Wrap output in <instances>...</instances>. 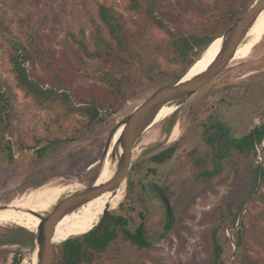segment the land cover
Returning a JSON list of instances; mask_svg holds the SVG:
<instances>
[{"label":"rangeland","instance_id":"rangeland-1","mask_svg":"<svg viewBox=\"0 0 264 264\" xmlns=\"http://www.w3.org/2000/svg\"><path fill=\"white\" fill-rule=\"evenodd\" d=\"M228 1L235 2L246 13L257 0ZM216 4L218 0H165L163 8L174 14L186 29L196 31L203 24L202 15L216 8ZM102 5L120 12L132 33L143 22L140 15L128 10L129 0H0V16L8 29L0 31V44L5 46L0 48V77L18 95V119L14 122L16 135L12 141L22 140L28 147H34L38 139L43 142L53 138L70 139L49 148L43 157H39L38 149L18 150L16 143L13 161L6 154H0V208L10 204L8 210H28L33 217H36L35 213L47 216L62 198L89 188L99 174L116 126L153 92L170 85L174 73L179 71L180 67L162 58L159 44L165 36L150 30L145 56L157 58L164 73L122 105L118 114L104 115L103 121L90 130L83 129L81 117L66 118L61 110H44L16 88L6 51L8 40L26 42L33 38L52 50L58 59L65 55L70 63H74V54L79 55V52L75 43L67 39L73 40L71 35H75L93 50L92 21L98 20ZM245 41L222 74L187 99L172 116L143 134L133 149L132 166L125 183L117 195L114 193L115 196L108 199L109 211H117L125 200L129 179H134L140 187L145 185V198L153 218L151 226L162 231L168 215L152 185L162 189L167 182H172L170 205L175 206L174 226L172 232L156 244L145 264H211L216 241L222 248L224 264H241L235 232L240 229V224H244L246 230L251 216L264 213V206L256 201V195L250 197L251 169L256 165L264 166V143L258 148L255 160L231 156L223 161L222 174L207 183L196 181L191 173L180 170V163L188 151L197 149L199 155L208 151L204 132L210 122L225 126L231 138L242 137L263 122L264 34L261 43L250 49H245ZM82 58L86 63L81 64L79 70L70 68L75 74L70 90L73 96L79 90L97 84L95 73L99 74L102 66L111 65ZM38 74L46 78L41 70ZM58 116L61 117L58 119ZM175 126L178 135L171 142ZM172 147H175V153L168 162L156 164L151 161L153 156ZM114 148L106 155V160L115 163L112 176L120 159L118 153L113 158ZM258 192H264V185ZM179 196L181 200L175 203ZM242 205L244 210L238 214V223L233 228L230 221ZM81 209L66 216L59 225L76 218ZM260 223L264 227V222ZM24 235L36 237V232L15 224H0V264H12L15 259L20 260L19 264H34L36 244L32 246ZM249 245L250 255L264 264V248L252 241Z\"/></svg>","mask_w":264,"mask_h":264},{"label":"trees","instance_id":"trees-1","mask_svg":"<svg viewBox=\"0 0 264 264\" xmlns=\"http://www.w3.org/2000/svg\"><path fill=\"white\" fill-rule=\"evenodd\" d=\"M164 2L165 0H129L128 10L140 15L143 20L134 33L129 30L120 12L112 7L100 6L98 20L92 21L93 50L75 35H71L73 40L67 39L68 42L75 43L79 52V55L74 54V63H70L65 55L58 59L52 50L33 38L26 42L8 40L6 51L16 88L44 110H61L62 116L66 118L74 115L81 117L83 129L90 130L96 123L103 121L104 115L118 114L122 105L131 101L148 83L164 73L157 58L145 56L150 30L159 31L165 36V40L159 44L162 58L167 63L180 67L170 83L174 85L185 76L210 43L245 14V10L235 2L218 0V4L214 6L216 8L202 15V26L196 31H190L174 14L163 8ZM7 30L0 16V31ZM0 48L5 46L0 44ZM82 57L111 65L102 66L101 72L95 73L97 84L79 90L73 96L70 90L75 74L70 68L77 71L81 64L85 65ZM38 70L44 72L46 78L39 76ZM17 98L15 89L0 77V154H6L13 161L16 143L18 150L38 149L39 157H43L49 148L70 141L69 138H53L47 142L38 139L34 147H28L22 140L16 139L13 142L16 135L14 122L18 119ZM225 131L222 124L210 122L204 132L208 151L203 155L197 154V149L188 151L185 160L180 163V170L191 173L196 181L207 183L222 174V162L229 157L238 156L246 161L258 157V148L264 143V118L260 125L242 137L227 136L218 142ZM174 153L175 147L166 149L153 156L151 161L164 164ZM250 180V197L256 195V201L264 206V192H258L259 187L264 185V166H254ZM171 186L172 182H167L162 187L170 203L173 200ZM146 190L145 185L140 187L134 179H129L125 200L117 211H107L101 222L87 234L55 244H60L56 264H145L156 244L167 237L174 226L173 217L168 216L162 231L152 228L153 218L145 198ZM181 198L179 196L174 200L175 203ZM174 207H171L172 215ZM243 210L242 205L239 213L230 221L233 228L238 223V214ZM226 217L229 218V215ZM261 221L264 222V213L253 215L246 230L245 225L240 224V229L235 232V246L241 251V264H262L250 255L249 245L252 241L264 248V227ZM24 237L33 246L35 237ZM19 263L20 260L15 259L12 264ZM211 264H224L223 251L217 241Z\"/></svg>","mask_w":264,"mask_h":264},{"label":"water","instance_id":"water-1","mask_svg":"<svg viewBox=\"0 0 264 264\" xmlns=\"http://www.w3.org/2000/svg\"><path fill=\"white\" fill-rule=\"evenodd\" d=\"M263 10L264 0H257L242 18L237 20L226 32H224L223 35L217 37L210 43L211 45L218 38L222 39L220 53L215 62L206 72L190 81L182 82L181 79L174 85H167L156 90L116 126L111 134L110 144L104 156L105 158L102 160V166L100 167L101 171L106 162V155H109L108 152L110 150L111 143L114 141V138L120 129H123L121 136L114 145L116 151L114 150L112 152L113 158H116V153L119 154L120 159L118 168L108 182L99 186L96 185L100 175L99 171L94 183L89 188L62 198L52 208V211L49 212L47 216L35 213V215L40 219V225L37 228L35 237L38 264H56L58 257V245L53 243V239L58 224L66 216L72 215L89 202L102 197L104 194L115 193V195H117V192L125 183L127 175L131 169L133 149L135 145L154 123L160 110L164 106L180 107L187 99L192 97L222 74L234 59L238 47L242 44ZM159 195L163 203L166 205L168 214L170 215V202L164 192L160 191ZM8 206H10V204L5 207H1L0 210H4L8 208ZM110 207V205H106L98 224L103 219L105 213L110 210ZM98 224H96L95 227Z\"/></svg>","mask_w":264,"mask_h":264},{"label":"bare ground","instance_id":"bare-ground-1","mask_svg":"<svg viewBox=\"0 0 264 264\" xmlns=\"http://www.w3.org/2000/svg\"><path fill=\"white\" fill-rule=\"evenodd\" d=\"M263 34L264 10L260 13L256 22L245 38V49H250L252 46L255 47L259 45L262 41ZM221 45L222 39L218 38L208 47V49L206 48L207 50L205 49L204 52H202V54H204H201L202 56L200 55V57L195 61V63L182 78V82L190 81L193 78L206 72L218 57L222 47ZM178 109L179 107L176 106H164L156 116L154 123L149 127V129L153 128L156 124L172 116ZM122 130L123 129H120V131L116 134L114 141L110 145V150L113 149L114 145L118 141L119 137L122 134ZM177 135L178 130L177 126H175L173 128L170 141L173 142ZM114 167L115 163L111 164L109 159L106 160L104 168L100 171V175L96 183L97 186L102 185L111 179ZM114 196V193L104 194L102 197L89 202L88 206L85 205L84 207H82L81 213L76 217L75 221L65 225L58 224L55 230L53 243L57 244L71 237L82 236L93 230V228L96 224H98L101 216L103 215L106 205H109L108 199L113 198ZM8 208L11 207L8 206ZM0 224H15L29 231L36 232L38 226L40 225V219L37 216L33 217L28 210L16 211L8 210L6 208L4 210H0ZM33 260L34 264H37L36 250L33 254Z\"/></svg>","mask_w":264,"mask_h":264},{"label":"flooded vegetation","instance_id":"flooded-vegetation-1","mask_svg":"<svg viewBox=\"0 0 264 264\" xmlns=\"http://www.w3.org/2000/svg\"><path fill=\"white\" fill-rule=\"evenodd\" d=\"M224 128L226 129V131L225 132H223L222 134H221V136H220V138L218 139V142H221V140L223 139V138H225V137H230L229 136V131H228V129L224 126ZM231 138V137H230ZM152 187H154L155 188V190H156V192L158 193V195H159V192L160 191H162V189L161 188H158L157 186H155V185H152ZM163 192V191H162ZM160 196V195H159ZM65 198V197H64ZM165 206V208H166V211H167V215L171 218V217H173V215L172 214H168V210H167V207H166V205H164ZM75 219L76 218H74L73 220H71L70 222H68L67 224H70L71 222H73V221H75Z\"/></svg>","mask_w":264,"mask_h":264}]
</instances>
